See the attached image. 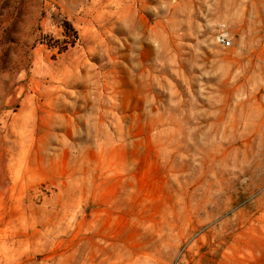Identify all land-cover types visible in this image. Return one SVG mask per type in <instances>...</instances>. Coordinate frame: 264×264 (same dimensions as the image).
I'll return each instance as SVG.
<instances>
[{"label":"rangeland","instance_id":"obj_1","mask_svg":"<svg viewBox=\"0 0 264 264\" xmlns=\"http://www.w3.org/2000/svg\"><path fill=\"white\" fill-rule=\"evenodd\" d=\"M0 264H264V0H0Z\"/></svg>","mask_w":264,"mask_h":264},{"label":"built area","instance_id":"obj_2","mask_svg":"<svg viewBox=\"0 0 264 264\" xmlns=\"http://www.w3.org/2000/svg\"><path fill=\"white\" fill-rule=\"evenodd\" d=\"M218 41L225 48L231 47V41L228 39L226 33H220L218 36Z\"/></svg>","mask_w":264,"mask_h":264}]
</instances>
